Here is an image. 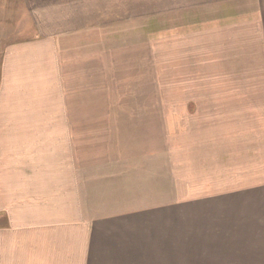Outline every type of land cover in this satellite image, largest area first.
Wrapping results in <instances>:
<instances>
[{
	"label": "crops",
	"instance_id": "obj_1",
	"mask_svg": "<svg viewBox=\"0 0 264 264\" xmlns=\"http://www.w3.org/2000/svg\"><path fill=\"white\" fill-rule=\"evenodd\" d=\"M111 2L0 0V264H264V0H150L169 91L97 108Z\"/></svg>",
	"mask_w": 264,
	"mask_h": 264
},
{
	"label": "rangeland",
	"instance_id": "obj_2",
	"mask_svg": "<svg viewBox=\"0 0 264 264\" xmlns=\"http://www.w3.org/2000/svg\"><path fill=\"white\" fill-rule=\"evenodd\" d=\"M111 3L113 11L123 10L122 16L126 17L125 22L111 25L112 29L124 31L121 37H113L116 43L113 47L122 49L119 60L127 61L128 66H135L136 62L141 68L112 69L110 80L108 77L103 80L99 79L101 76L97 77L95 107L103 108L109 93L118 98L129 96V101L136 107L137 101L134 98L139 95L152 92L164 94L169 91L167 77L162 69L168 54L169 20L166 15L152 12L150 0H112ZM172 16L173 23L174 16L183 22V14Z\"/></svg>",
	"mask_w": 264,
	"mask_h": 264
}]
</instances>
